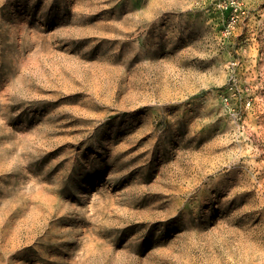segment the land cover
<instances>
[{"label":"rangeland","instance_id":"obj_1","mask_svg":"<svg viewBox=\"0 0 264 264\" xmlns=\"http://www.w3.org/2000/svg\"><path fill=\"white\" fill-rule=\"evenodd\" d=\"M240 1L228 36L210 0H0V264H264V0Z\"/></svg>","mask_w":264,"mask_h":264},{"label":"built area","instance_id":"obj_2","mask_svg":"<svg viewBox=\"0 0 264 264\" xmlns=\"http://www.w3.org/2000/svg\"><path fill=\"white\" fill-rule=\"evenodd\" d=\"M222 11L227 13L224 27L225 35H232L242 17L247 14V8L240 0H210ZM223 104L227 112L236 121H242L246 111L251 107L252 98L246 94L238 74L232 71L223 93Z\"/></svg>","mask_w":264,"mask_h":264}]
</instances>
